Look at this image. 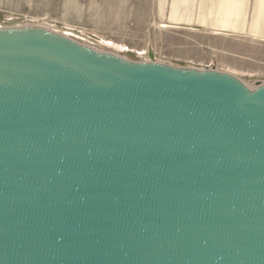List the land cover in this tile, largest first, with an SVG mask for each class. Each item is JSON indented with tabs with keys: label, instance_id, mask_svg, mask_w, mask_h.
<instances>
[{
	"label": "water",
	"instance_id": "water-1",
	"mask_svg": "<svg viewBox=\"0 0 264 264\" xmlns=\"http://www.w3.org/2000/svg\"><path fill=\"white\" fill-rule=\"evenodd\" d=\"M0 264H264V83L0 28Z\"/></svg>",
	"mask_w": 264,
	"mask_h": 264
},
{
	"label": "rangeland",
	"instance_id": "rangeland-1",
	"mask_svg": "<svg viewBox=\"0 0 264 264\" xmlns=\"http://www.w3.org/2000/svg\"><path fill=\"white\" fill-rule=\"evenodd\" d=\"M207 0H0V28L41 27L132 62L215 69L264 83V44L212 28Z\"/></svg>",
	"mask_w": 264,
	"mask_h": 264
},
{
	"label": "crops",
	"instance_id": "crops-1",
	"mask_svg": "<svg viewBox=\"0 0 264 264\" xmlns=\"http://www.w3.org/2000/svg\"><path fill=\"white\" fill-rule=\"evenodd\" d=\"M206 2V1H205ZM218 23L212 28L228 30V36L264 44V0H207ZM206 2V3H207Z\"/></svg>",
	"mask_w": 264,
	"mask_h": 264
}]
</instances>
